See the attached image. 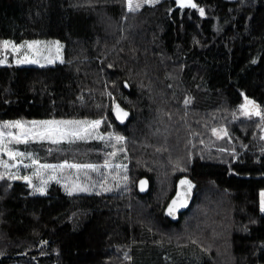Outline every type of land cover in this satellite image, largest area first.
<instances>
[{
	"label": "trees",
	"instance_id": "obj_1",
	"mask_svg": "<svg viewBox=\"0 0 264 264\" xmlns=\"http://www.w3.org/2000/svg\"><path fill=\"white\" fill-rule=\"evenodd\" d=\"M194 2L204 16L175 0H0V40L64 48L61 62L0 65V121L99 119L107 136L19 145L97 168L78 173L86 192L45 194L0 169V264H264V121L240 107L264 111V0ZM185 178L194 199L171 222Z\"/></svg>",
	"mask_w": 264,
	"mask_h": 264
},
{
	"label": "rangeland",
	"instance_id": "obj_2",
	"mask_svg": "<svg viewBox=\"0 0 264 264\" xmlns=\"http://www.w3.org/2000/svg\"><path fill=\"white\" fill-rule=\"evenodd\" d=\"M160 1L161 0H158V3ZM136 2L137 0H133L134 5ZM147 5L148 4H143L139 9ZM126 8L128 9L127 3ZM8 41H11L13 45H16L18 47L14 51L12 45H9L7 48H5L3 45H0V61H2L0 62V65L8 63L22 65L53 64L56 62H61L64 57L63 45L59 40L56 39L24 40L18 43L13 40ZM34 41L38 43H26ZM7 121H20L21 123L20 126H15L6 125L4 123L5 121H0V143L6 146L7 149L17 153H23V155H17L15 159H12L5 152L0 151V169L6 176L10 175L11 177H29L31 179V186H29L31 187L32 191L36 194H45L49 184L52 182L58 183L62 187L63 191L66 193L87 191V185L84 183V180L78 174L80 171H82L81 169L83 168H71L68 167V165L70 164L65 163L48 164L37 162L32 152L24 151L19 145L26 146L28 144L39 142H64L69 141L71 138L77 139L81 137L90 138L98 141L106 139L107 136H105V134L100 131L98 127H93L90 123L87 124L84 122L58 125H43L39 123H32L33 121L69 122V120L58 119H15ZM51 127H59L62 129H66L69 132L78 131L79 135L73 136L68 134L61 136L59 133L49 134L44 131L46 128ZM41 133H43V135H41ZM33 161H35V163H33ZM43 165H55L57 167L45 168L43 167ZM117 167L122 168L121 165H118ZM81 180H83V182ZM41 186L44 187L43 193L36 190Z\"/></svg>",
	"mask_w": 264,
	"mask_h": 264
},
{
	"label": "snow or ice",
	"instance_id": "obj_3",
	"mask_svg": "<svg viewBox=\"0 0 264 264\" xmlns=\"http://www.w3.org/2000/svg\"><path fill=\"white\" fill-rule=\"evenodd\" d=\"M126 3H127V7H128L129 11H136L143 4L154 5V4L158 3V0H137L135 5L133 4V0H126ZM175 3L181 9H183L185 7H190L193 9L198 8L201 16H203L205 14L204 9L200 8L196 3H194V0H175ZM26 43L31 44V43H38V42L34 41V42H26ZM0 45H3L5 48H7L9 45H12L14 51L18 47L16 45H13L12 42L8 41V40L0 41ZM0 62H2V61H0ZM244 100H245V102L240 105L241 109L244 110V114H246V115L255 114V115L260 117L261 121H264V111H262L260 109V106L254 100H250L247 96L244 97ZM186 103H187V101H186ZM115 110H116V114H117L118 119L122 120L123 117H126L128 115V113L126 111H124L123 109H121L119 107V105L115 106ZM4 123L6 125L20 126L21 122L20 121H5ZM32 123L33 124L39 123V124H43V125H58V124H70V123H79V122H71V121H69V122H56V121H39V122H36V121H33ZM100 124H101V120H99V119L91 122V125L93 127H99ZM44 131L49 133V134L59 133L61 136L68 135V134L73 135V136L79 135L78 131H70L69 132L68 130L62 129L59 127L46 128ZM213 133L216 134L217 129H213ZM223 134L227 135V132L224 131ZM41 135H43V133H41ZM116 139L118 141H121L124 139V137L123 136H117ZM0 151L5 152L12 159H15V157L17 155H23V153H17V152H14L12 150L7 149L6 146H4L2 143H0ZM33 163H35V161H33ZM65 164H67V162H65ZM107 166H108V162L105 161V167H107ZM43 167L55 168L57 166H55V165H43ZM68 167L78 168V169L79 168H88V169H94L95 170L97 168V165H95V164H70V165H68ZM2 178H3V174H0V179H2ZM12 178L24 179V180L28 181L29 185L31 186V181L29 180V177H27V176H24V177H18L17 176V177H12ZM140 183L143 186L146 183V181L142 180ZM179 183L181 186H185V187H184L183 193L178 191L176 198H174L171 201V203L168 205L167 212L169 215H172L175 212L177 206H184V204L186 203L187 194H188V192L191 191V189L193 187L192 182L190 180H187L186 178L181 179ZM36 190L43 193L44 187L41 186V187L37 188ZM141 190H143V187L141 188ZM260 212L264 213V190H262L260 192ZM126 258L130 259V257H127V256H126Z\"/></svg>",
	"mask_w": 264,
	"mask_h": 264
},
{
	"label": "water",
	"instance_id": "obj_4",
	"mask_svg": "<svg viewBox=\"0 0 264 264\" xmlns=\"http://www.w3.org/2000/svg\"><path fill=\"white\" fill-rule=\"evenodd\" d=\"M116 105H119V104H116ZM116 105H115V106H116ZM258 105H259V104H258ZM115 106L112 108V115H113V118L115 119V121H116L117 123H120V124L125 123V122L128 120V118H129V112H128L126 109H124L121 105H119V107H120L121 109H123L124 111H126V112L128 113V115H127L126 117H123L122 120H121V119H118V118H117V114H116V110H115ZM259 106H260V105H259ZM260 108H261V107H260ZM29 180H30V179H29ZM142 180H143V181H146V183H145L143 186H142L141 183H140ZM13 182H15V183H21V184H28V183H29L28 181H26V180H24V179H15V178L13 179ZM179 182H180V181H179ZM179 182L176 184L174 194H173L172 198L169 200V202L167 203V205H166V207H165V209H164V212H165L166 217H167L171 222H177V221H179V219H180V215L183 214V213H185V212L190 208V206H191V204H192V202H193V199H194V192H193V190L191 189V191L188 192V194H187V199H186V203L184 204V206H177L175 212H174L172 215H169V214H168V212H167L168 205L171 203V201H172L174 198H176V196H177V192L180 191L181 193H183V190H184V187H185V186H181ZM142 187H143V190H141ZM149 189H150V184H149V181H148L147 178H143V179H141V180L138 182L137 190H138V193H139L140 195H142V196H143V195H146V194L149 192Z\"/></svg>",
	"mask_w": 264,
	"mask_h": 264
},
{
	"label": "bare ground",
	"instance_id": "obj_5",
	"mask_svg": "<svg viewBox=\"0 0 264 264\" xmlns=\"http://www.w3.org/2000/svg\"><path fill=\"white\" fill-rule=\"evenodd\" d=\"M141 179H143V178H141ZM141 179H140V180H141ZM140 180H139V181H140ZM139 181H138V182H139ZM137 185H138V183H137ZM137 191H138V190H137Z\"/></svg>",
	"mask_w": 264,
	"mask_h": 264
}]
</instances>
